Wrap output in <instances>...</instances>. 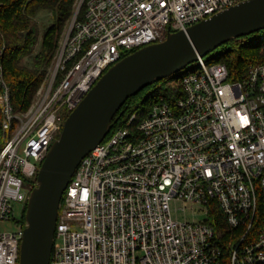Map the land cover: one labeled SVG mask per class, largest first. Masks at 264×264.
Masks as SVG:
<instances>
[{
    "label": "built area",
    "instance_id": "built-area-1",
    "mask_svg": "<svg viewBox=\"0 0 264 264\" xmlns=\"http://www.w3.org/2000/svg\"><path fill=\"white\" fill-rule=\"evenodd\" d=\"M240 1L79 0L23 114L0 65V221L27 205L64 112L112 64ZM180 83L182 94L133 112L82 158L60 202L50 264H264V62L231 80L225 64L199 57ZM172 201L184 204L176 212L191 204L193 220L176 218ZM219 212L226 227L214 224ZM17 224L0 229V264H19L25 222ZM225 232L235 236L228 255Z\"/></svg>",
    "mask_w": 264,
    "mask_h": 264
},
{
    "label": "water",
    "instance_id": "water-1",
    "mask_svg": "<svg viewBox=\"0 0 264 264\" xmlns=\"http://www.w3.org/2000/svg\"><path fill=\"white\" fill-rule=\"evenodd\" d=\"M264 29V0H242L112 64L67 116L25 210L19 264H50L62 196L77 166L110 132L127 100L226 42Z\"/></svg>",
    "mask_w": 264,
    "mask_h": 264
},
{
    "label": "trees",
    "instance_id": "trees-1",
    "mask_svg": "<svg viewBox=\"0 0 264 264\" xmlns=\"http://www.w3.org/2000/svg\"><path fill=\"white\" fill-rule=\"evenodd\" d=\"M78 1L0 0V65L17 113L23 114L30 107L38 88L53 67L59 41L75 15ZM85 9L86 4L83 3L78 20L83 19ZM42 12H49L51 20L48 19L42 24L44 28L40 34L41 24L36 18ZM263 36L264 29L230 40L218 47L216 50L222 51L208 62H221L229 69L230 78L243 79L252 64L264 62V39H259ZM134 50L124 53L123 56ZM180 78L181 75L178 74L164 78L129 98L121 109L123 113L116 115L120 116L113 123V130L125 126L133 112L148 109L152 100L162 96L173 100L176 93L182 94ZM2 89L0 84V94ZM2 122L3 113L0 105V151L4 145ZM25 210L21 216L23 222ZM213 219L217 228L226 227L221 224L224 218L220 212L218 217L216 215ZM234 237L231 232H225L218 239L225 255H228Z\"/></svg>",
    "mask_w": 264,
    "mask_h": 264
},
{
    "label": "rangeland",
    "instance_id": "rangeland-1",
    "mask_svg": "<svg viewBox=\"0 0 264 264\" xmlns=\"http://www.w3.org/2000/svg\"><path fill=\"white\" fill-rule=\"evenodd\" d=\"M37 21L41 24L40 25V34L42 33L43 31V26L42 24L47 22L48 19L51 20V17H50V14L49 12H42L37 18ZM64 36V35H63ZM62 36V38H63ZM61 38V39H62ZM260 40L264 39V36L259 38ZM61 41V40H60ZM60 41H59V45H58V48H57V52H56V55H55V61H54V64L57 60V53H58V49H59V46H60ZM38 46L37 45V50H38ZM222 50L219 49V50H215V51H212L210 54H208L207 56H205V59L206 60H209L211 58H215L217 56L218 53H220ZM196 65V62H193L191 64H189L187 67H185L183 70H180L177 74L178 75H183L186 73V71H188L190 68H193L194 66ZM54 66V65H53ZM53 67L50 68V70L52 69ZM232 80V78H231ZM69 115V113L67 112H64V116H67ZM61 134V133H60ZM59 134V136H60ZM21 153H23V151L21 150ZM41 166V164L39 165V167ZM25 187H29V189L31 190L33 188L32 185H29V183H25ZM183 202H177V201H172L171 202V208L173 210V215L176 217V218H179V219H188V220H193V214H192V210L190 209V205L191 204H187L188 206V212H183L182 210H179V211H175V208L177 207H181L183 206ZM26 209V204H22V203H16V206H15V212H14V216L12 217V219L10 220H2L0 221V229L1 230H16L17 229V220H19L24 212V210ZM204 218L203 214L201 215H198L196 216V220H199V219H202Z\"/></svg>",
    "mask_w": 264,
    "mask_h": 264
}]
</instances>
